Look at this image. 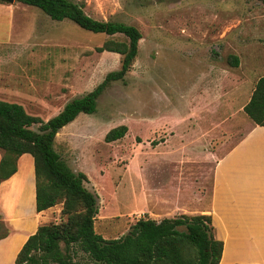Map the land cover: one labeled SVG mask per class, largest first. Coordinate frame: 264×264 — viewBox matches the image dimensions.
<instances>
[{"label": "rangeland", "instance_id": "374dc122", "mask_svg": "<svg viewBox=\"0 0 264 264\" xmlns=\"http://www.w3.org/2000/svg\"><path fill=\"white\" fill-rule=\"evenodd\" d=\"M71 1L83 4L84 13L94 20L131 25L142 35L124 80L104 91L95 114H80L55 139V151L73 171L87 176L88 189L98 197L95 232L104 239L126 235L137 219L149 216L143 209V188L149 186L156 193L161 182L173 192L174 183L180 180L199 181L203 202L208 204L214 162L208 161L206 151L221 156L241 132L216 127L213 132L208 130L213 136L198 137L189 131L190 127L198 129L194 117L185 124L183 118L210 113L211 102L226 85L227 72L246 77L248 89L249 82L264 77V0ZM30 19L24 28L35 25L34 16ZM37 21L30 36L29 32L8 35L0 30V41L7 44L0 63L10 78L8 83L21 90L48 83L51 92L64 86L68 103L119 69L118 54L96 51L111 37L83 30L69 20ZM29 46L35 51H28ZM230 55L241 60L246 76L229 64ZM47 100L25 102L26 112L48 121L55 117L52 113L59 103ZM244 101V96L238 99L235 109ZM121 125L128 128L126 135L106 143L105 134ZM199 139L203 151L193 152L196 145L191 148L190 143ZM175 140L189 147L179 153ZM187 203L154 201L150 211L161 219L177 216L187 211ZM59 221L55 215L48 223ZM74 259L91 264L81 252Z\"/></svg>", "mask_w": 264, "mask_h": 264}, {"label": "trees", "instance_id": "16d2710c", "mask_svg": "<svg viewBox=\"0 0 264 264\" xmlns=\"http://www.w3.org/2000/svg\"><path fill=\"white\" fill-rule=\"evenodd\" d=\"M16 1L39 9L52 21L69 20L83 30L111 37L96 51L118 54L119 69L107 73L94 89L68 102L48 121L28 114L19 104L0 100V183L16 173L18 158L29 154L34 162L36 212L62 206L60 221L39 226L14 264H80L74 259L78 252L91 264H219L222 243L215 238L209 214H180L159 222L149 216L139 218L126 235L104 239L95 232L98 197L88 189L87 176L73 171L54 149L61 129L80 114H95L104 91L124 80L138 53L140 31L120 22L94 20L84 13L83 4L71 0ZM117 36L123 39H113ZM228 62L232 67L239 63L235 55L228 56ZM243 112L255 125L264 127V77L256 82ZM127 131L125 125L114 127L104 141H118ZM7 236L0 219V240Z\"/></svg>", "mask_w": 264, "mask_h": 264}, {"label": "crops", "instance_id": "0c3cea01", "mask_svg": "<svg viewBox=\"0 0 264 264\" xmlns=\"http://www.w3.org/2000/svg\"><path fill=\"white\" fill-rule=\"evenodd\" d=\"M31 8L34 7L17 1L12 4L0 2V30L5 31L3 34L29 32L30 36L35 33L37 20L46 19L51 22L49 17L43 16L40 12H31L33 11ZM32 16L35 25L24 28ZM6 45V42L0 41L1 63L6 57L4 52ZM35 49L29 46L27 50L34 52ZM238 61L237 69L246 76L241 71L242 62L239 58ZM1 63L0 100L19 104L27 110L25 102L31 104L40 100L46 103L49 98V101L59 103L52 113L53 116L58 115L67 104L65 100L68 91L64 86L51 92L47 91L48 83L46 87L35 85L29 88L33 89L28 93V88L21 90L18 86L8 83L10 78L7 77L5 66ZM258 79L253 83L249 82L248 89L246 84L249 80L246 77L227 72L226 85L222 87L221 94L216 100L211 102L210 113L199 116L198 113H192L187 118H183L184 124L188 120L195 122L198 129L190 127L189 131L191 135L198 137L213 136L208 130L213 132L216 127L224 131L241 132L238 140L221 156H215L209 149L206 151L208 161L214 162L208 204L203 202L199 181L196 180H190L189 183L180 180L179 183H174L173 192L167 189L164 182L159 183L160 188L156 193L152 192L149 186L143 188V209L148 212L149 218L157 222L160 221L161 216L150 211V203L154 201L172 199L178 203L188 202L187 211L178 215L209 214L215 238L222 243L219 264H264V127L255 125L243 112V107L249 101ZM242 96L245 97L244 103L240 108L235 109L237 100ZM215 102L216 105L213 106ZM219 111L221 113L218 115ZM200 141L199 139L190 143L193 145L190 146L191 148L196 145L193 152L199 153L202 150L203 142ZM178 142L175 140L174 149L179 153L189 147ZM16 165V173L0 183V219L8 230V236L0 240V264H14L18 252L28 237L33 235L39 226L47 224L55 215H59L62 208L59 204L37 213L33 158L29 154H23L18 158ZM11 210H14V213ZM47 214L51 217L46 218ZM173 217L175 215L166 216V218Z\"/></svg>", "mask_w": 264, "mask_h": 264}, {"label": "water", "instance_id": "95a60500", "mask_svg": "<svg viewBox=\"0 0 264 264\" xmlns=\"http://www.w3.org/2000/svg\"><path fill=\"white\" fill-rule=\"evenodd\" d=\"M1 2H4V3H8V4H12L14 3L16 0H0Z\"/></svg>", "mask_w": 264, "mask_h": 264}]
</instances>
